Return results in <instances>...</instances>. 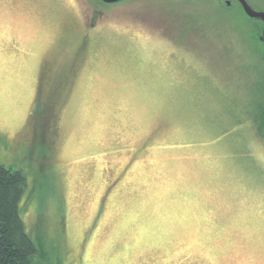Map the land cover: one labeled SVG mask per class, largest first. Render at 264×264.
<instances>
[{"label":"rangeland","instance_id":"obj_1","mask_svg":"<svg viewBox=\"0 0 264 264\" xmlns=\"http://www.w3.org/2000/svg\"><path fill=\"white\" fill-rule=\"evenodd\" d=\"M261 34L235 1L0 0L35 263L264 264Z\"/></svg>","mask_w":264,"mask_h":264},{"label":"trees","instance_id":"obj_2","mask_svg":"<svg viewBox=\"0 0 264 264\" xmlns=\"http://www.w3.org/2000/svg\"><path fill=\"white\" fill-rule=\"evenodd\" d=\"M36 109L39 107L37 102ZM35 109V110H36ZM26 187L21 170H12L0 163V264H39L33 257H43L25 230L19 204Z\"/></svg>","mask_w":264,"mask_h":264},{"label":"water","instance_id":"obj_3","mask_svg":"<svg viewBox=\"0 0 264 264\" xmlns=\"http://www.w3.org/2000/svg\"><path fill=\"white\" fill-rule=\"evenodd\" d=\"M102 1L103 3H107V4H110V3H117V2H120L122 0H100ZM226 1V5H230V2L231 1H235L237 2L244 14L250 18V19H253V20H260L263 24V28H262V34H261V37H260V41L263 43L264 45V12H257V11H254L250 6L249 4L247 3L246 0H224Z\"/></svg>","mask_w":264,"mask_h":264},{"label":"flooded vegetation","instance_id":"obj_4","mask_svg":"<svg viewBox=\"0 0 264 264\" xmlns=\"http://www.w3.org/2000/svg\"><path fill=\"white\" fill-rule=\"evenodd\" d=\"M224 1V0H223ZM225 2V4H226V1H224ZM231 3V2H230ZM259 22H261L260 20H258ZM261 24H262V22H261ZM262 28H263V24H262ZM262 43V42H261ZM262 46H263V56H264V45H263V43H262Z\"/></svg>","mask_w":264,"mask_h":264}]
</instances>
